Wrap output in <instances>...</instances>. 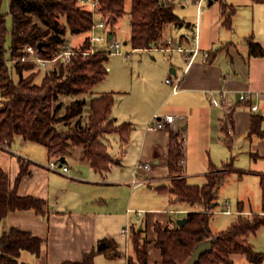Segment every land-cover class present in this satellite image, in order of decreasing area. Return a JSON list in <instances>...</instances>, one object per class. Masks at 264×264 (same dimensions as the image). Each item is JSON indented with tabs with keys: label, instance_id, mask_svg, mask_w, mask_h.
<instances>
[{
	"label": "crops",
	"instance_id": "1",
	"mask_svg": "<svg viewBox=\"0 0 264 264\" xmlns=\"http://www.w3.org/2000/svg\"><path fill=\"white\" fill-rule=\"evenodd\" d=\"M214 2L215 0H208V6H213ZM218 2V15L216 12L207 10V12L204 11L203 17L201 12L204 2L200 7L196 2L194 22H188L178 15L173 2L174 13L183 25L178 27L172 23L166 24L161 33L160 45L137 50L154 52L151 56L154 62L160 59V64L157 66L154 64V72L140 65L136 67L138 74L134 77L131 72L113 73L111 67H106L105 78L97 83L90 93L60 98L62 103L75 99L85 100L86 104L80 118L81 125H85L88 121L91 99L103 94L113 95L114 103L110 119L114 125L129 124L130 132L129 140L125 144L121 142L117 133L107 134L102 138L112 159L107 172L94 171L78 147H72L63 157L65 160L63 164L69 167L68 174L50 170L48 164L53 158L47 156L46 147L25 140L20 135L15 136L8 150L0 148V169L8 173L10 186H13L23 163L27 173L18 183L17 194L21 197L31 196L46 203L44 214H37L33 210L14 211L0 223V234L9 228H16L42 240L38 256L22 251L19 260L26 252L31 256L30 261L25 262L29 264L76 262L84 253L93 250L100 240L105 239L115 244L114 237L121 235L125 222V215L120 211L121 181L116 179L115 173H119V167L123 168L126 164H131L132 169L138 163L150 164L151 171L154 166H160L161 163L166 166L171 132L178 134V140L183 146V159L180 162L181 176L185 178L188 185H193L188 182V179L195 177H201L205 183L206 175L213 169L222 171L223 178L229 175H237L241 178L250 175L257 177L260 181V175H264V136L250 135L249 129L252 117L260 116L262 119L259 127L264 132V56L250 55L247 39L252 38L264 51V3L253 0H218ZM222 5L226 6L227 12L233 11L229 28L224 25ZM245 5L250 6L251 13L244 12ZM245 21L251 23L246 28L240 29L237 23ZM196 24L198 26L197 42L193 40ZM117 33V29L115 31L111 29L113 38L117 39ZM129 39L130 28L127 44H130ZM168 41L171 43L168 44ZM163 46L197 47L200 54L188 63L182 52L158 49ZM205 52L209 54L206 59L202 56ZM156 53L173 55L171 58L177 59L179 65L181 62L182 67L166 59L163 54L158 56ZM7 55L9 56V52ZM110 73H113L110 84H102ZM168 73L172 76H168ZM167 79L173 83L180 81L177 94L172 93L171 86L166 83ZM162 83L163 86H161ZM220 91L228 94L230 115L225 114L222 108L210 101L209 92ZM132 92L137 96V101L134 106L129 107L130 112L119 109L115 96L133 94ZM243 93L251 95V102L239 101L238 98ZM168 102H171V109H166ZM252 104L257 106L256 111L250 109ZM155 114L162 116L172 114L176 116V119L173 125H168L164 130L154 131L159 134L148 139L149 131L145 128ZM74 122L73 119L66 125L60 123L57 128L67 130L73 126ZM110 136H115V142L120 143V150L115 155L109 150L107 138ZM141 137L139 154L146 161L142 162L141 158L130 163L131 158L127 157L128 150L131 151L135 141ZM123 147L126 149L122 150ZM163 180L150 177L146 182L149 184L151 181ZM166 180L170 181V176ZM201 185L194 184V186ZM218 190L219 188L215 194L209 224L213 234L227 229L239 216L252 218L255 214H262V191L259 197L260 202L256 203V209L253 211L250 202L246 206L243 200H237L234 210L232 207L229 208L227 201L220 205L223 208L216 210L219 206ZM194 208L196 207L188 204V207L178 210L182 214L180 218ZM226 209L233 211L224 213ZM216 213L232 216L225 229L219 231L212 229L211 218ZM137 218H140V213H137ZM170 223L173 227L176 226L175 220H171ZM260 228H263L262 234H264V226L257 230ZM256 231L250 233L246 241L253 251L262 254L261 262L250 263L244 255L235 254L232 256L231 264H234L236 258L245 259L246 262L242 261L241 264H264V253L256 251L250 239ZM154 263L161 264V255L159 261L155 260Z\"/></svg>",
	"mask_w": 264,
	"mask_h": 264
},
{
	"label": "trees",
	"instance_id": "2",
	"mask_svg": "<svg viewBox=\"0 0 264 264\" xmlns=\"http://www.w3.org/2000/svg\"><path fill=\"white\" fill-rule=\"evenodd\" d=\"M0 0V148L8 150L15 136L44 145L47 156L56 160L72 147H78L90 167L99 173L109 170L112 159L102 138L117 133L122 143L129 140L130 125H114L110 119L114 97L103 94L90 101L88 121L81 125V115L86 104L84 99H75L65 108V113L58 117L62 107L61 97L80 96L91 92L102 81L107 69L108 56L94 54L71 57L67 66L48 72L40 84H35V74L24 77V71L34 66L26 62H9L22 55L26 46L36 48L39 55L49 57L60 50L65 36L70 34H87L92 18L90 11L82 8L79 0H9L11 17L10 46L6 49L9 34L6 17L1 11ZM99 12L109 17L110 24L125 14V0H97ZM264 3V0H253ZM222 5L224 25L230 27L233 11H226ZM130 39L133 50H145L160 45L164 26L183 23L174 13L172 0H131L129 11ZM35 19V20H34ZM63 20V22H62ZM41 26L45 27L42 30ZM88 37L78 47L79 51L87 48ZM44 43L38 51L37 44ZM249 53L252 56H264L261 46L252 38L247 39ZM76 49V48H74ZM16 76V80L13 77ZM74 119L72 129L59 130L60 123L68 124ZM260 116H253L249 134L264 136L260 130ZM178 134L171 132L166 155L169 184L157 187L160 192H167L174 201H182L196 206L197 209L185 213L183 226L173 228L155 224L156 238L154 246L160 251L161 264H183L189 258L197 244L214 240L210 251L204 253L196 264H231L232 256L244 255L248 262L259 263L263 256L253 251L246 241L250 233L264 226V175H260L262 191V214L252 218L239 216L227 229L213 234L210 230L212 204L224 173L213 169L206 175V182L201 186L188 185L181 176L180 162L183 159V146ZM27 173L22 163L20 171L10 186L8 173L0 169V223L14 211L33 210L44 214L46 203L31 196L21 197L17 186L22 176ZM136 233L132 239L134 258L127 257L126 264H148V241ZM42 240L16 228H9L0 234V264H29L19 260L21 252L26 251L35 256L40 252ZM111 259L116 256L115 245L108 240H100L96 247L82 255L76 262L62 264H94L96 255ZM155 264V263H154Z\"/></svg>",
	"mask_w": 264,
	"mask_h": 264
},
{
	"label": "rangeland",
	"instance_id": "3",
	"mask_svg": "<svg viewBox=\"0 0 264 264\" xmlns=\"http://www.w3.org/2000/svg\"><path fill=\"white\" fill-rule=\"evenodd\" d=\"M88 1L94 2L97 0H88ZM172 1L175 2V11L176 13H178V15L184 17L185 20L188 22H191V21L194 22L197 1L196 2H194V0H182V1L172 0ZM130 8H131V0H125V14L121 18H118L117 21L113 25L110 24L109 17L104 16L110 29H112L113 31H115L116 29L118 30V33L116 34L117 40L120 41L122 44L125 43V45L124 44L122 45V51L130 53L129 57H123L120 55H109L105 63V66L108 68L111 67L113 73L114 72L122 73L126 71L127 73L131 72L133 76L136 77L138 74L137 73L138 70L136 69V67H139L140 65H144L145 67H148L152 72H154V64L155 66H157L161 62H160V59L156 61L157 63L151 60V56L154 55V52L152 51L144 52V51L133 50L130 44L126 43L127 37H129ZM207 10L216 12V14L218 15V10H219L218 0H215L213 6L211 7L208 6V0L204 2L203 9L201 12L202 17H203V14L205 13L204 11L207 12ZM243 10L244 12L248 11V13H251L250 6L245 5L243 7ZM1 11L6 17V25L9 31V34L6 40V49H9L10 31H11V17L8 13L9 12V0L2 1ZM250 23H251L250 21H247V22L245 21V22L237 23V24L239 25L238 27L240 29H243V28H246L248 24ZM41 28L42 30H45V27L41 26ZM86 37H87V34L67 33L65 36V42L63 44H67L70 47H74L78 49V47L82 44V42L85 40ZM123 37L125 38L123 39ZM156 54L158 56H162L163 54L166 59H170L175 63V65H179L177 59L173 60L171 58L173 55L170 56L169 54H164V53L162 54L156 53ZM179 59H181L180 56H179ZM179 67H182L181 62H180ZM47 73L48 72L46 70L40 69L34 66L30 70L24 71L23 75L24 77H26V76H29L30 74H35L33 82L35 84H40L42 79ZM113 73H110L109 77H107L106 80L102 84H110V81H112L111 76ZM118 75L122 76L121 74H118ZM168 76H172V75L168 73ZM13 79L16 80V76H14ZM158 83H159V80L157 81V84ZM158 86L163 89V87H161L163 86V83L161 86L160 85ZM120 91H123V90H120ZM136 99H137V96H135L134 93L133 94L128 93V95L117 94L115 96L117 107L127 112H130L129 107L134 106V104H136L135 103L137 101ZM69 103L70 101H68V103H62V107L57 113L58 117L62 116L65 113V108L67 107ZM170 107H171V102H168L166 105V109H171ZM164 111L166 112V110ZM68 123H71V121H68ZM72 128L73 126L70 127L69 129H72ZM157 134L159 133L149 132L147 138L153 137L154 135H157ZM107 139L110 145L109 150L113 155H115L120 150L119 149L120 143L115 142L116 140L115 136H110ZM141 140H142V137L138 139L137 141H135V144L131 148L132 152L128 150L127 157L131 158L130 163H134L135 161H138V159L142 158L139 154V151L141 148ZM123 149H126V148L123 147L122 150ZM145 161L146 160L143 157L142 162H145ZM119 169H120V172L115 173V177L116 179L121 181L120 211L121 213L125 215V222L122 228H128L129 232L125 236L119 235L117 237H114L116 241L114 244L115 254H116L115 257L109 259L105 257L104 255L99 254L96 256L94 262L95 264H126L127 257L131 256L132 258H134V253L132 249L133 236L136 233L141 232L139 237L149 242L147 246L148 262H149L148 264H154L155 260L159 261L160 259L159 251L154 246V241L156 237L155 231H154L155 224L159 223L162 226H167L171 228L173 227V224L170 223V221L175 220L176 222L175 225H177V220L180 219V217H182V214L179 213L181 211H178V210L188 207V204L182 201H174L173 197L170 196L167 192H160L157 190V187L159 185L164 184L166 182H167L166 184H169L170 182L167 180L165 181V179L168 177V169L164 163H161L160 166H154L153 171H151L150 173H146L145 171H142V170L137 171L134 176L136 180L134 184H131V180L133 179L132 172L134 171V168L132 169L131 164H126V166L124 165L123 168L119 167ZM150 177L157 178L160 180L164 179V180L163 181H151L148 184L146 180L149 179ZM188 182L191 184L193 183V185L194 184L201 185L202 183H204V180L201 177H195V178L188 179ZM218 188L219 190H218V198H217L218 200L217 201L219 203V206L217 207L216 210H220L219 208L221 207L223 208V206H220V205H223L225 201H227L229 208L232 207V209L234 210L236 208L237 200H243L246 206H248L249 205L248 202H250L252 210L255 211L256 203L260 202L259 197L261 193V186H260V181L258 180L257 177L246 175L243 178H241V177H237V175L235 176L229 175L223 178ZM128 209H130L132 212L128 213L127 211ZM194 209H197V207ZM229 210L231 212L233 211L231 209ZM138 212H140L139 219L137 218ZM249 217H251V215ZM231 218L232 216L225 215L222 213L220 214L216 213L211 218L212 229L214 231L225 229L227 225L229 224V220ZM122 223H123V220H122ZM262 230L263 228H260L259 230H257L256 233L252 235L250 239H251V243L253 244V248L256 251L264 253V234H262ZM117 252L119 253V255H117ZM30 259H31L30 254L25 252L23 257L20 259V261L27 262V261H30ZM242 261L246 262L244 258H236L234 261V264H241Z\"/></svg>",
	"mask_w": 264,
	"mask_h": 264
},
{
	"label": "built area",
	"instance_id": "4",
	"mask_svg": "<svg viewBox=\"0 0 264 264\" xmlns=\"http://www.w3.org/2000/svg\"><path fill=\"white\" fill-rule=\"evenodd\" d=\"M207 0H197V6L200 7L203 2ZM78 4L90 11L91 18H92V25L87 32V48L83 51H79L78 49H74L73 47L68 46L67 44L61 45V48L58 52L52 54L49 57H42L38 54L37 50L33 46H26L22 50V55L15 59H10V57H7L6 59L9 62H26L29 64H32L33 66H36L40 69H44L47 72L53 71L55 69H58L60 66H67L68 63L71 60V57L76 54H81L82 56H89L94 54H105L107 56L109 55H120L123 57H129L130 53L123 52L122 51V43L118 41L117 39L113 38L111 35V29L108 26L106 19L104 16L99 12V3L98 1L89 2L88 0H79ZM198 39V26L197 24L194 26V37L193 40L197 42ZM168 44L171 43V41L167 42ZM162 51H177L182 52L184 54L185 59L188 63H191L195 57L200 54V51L197 47L194 48H182V47H169V46H163L161 48H158ZM203 58H208L209 54L207 52L202 53ZM166 83L171 86V91L173 94H177L180 87V81L173 83L170 79L166 80ZM209 98L210 101L215 104L216 106L223 109L225 114L230 115L231 113V107L228 101V94L225 91H220L218 93L209 92ZM240 102H251V95L248 93H243L239 96ZM250 109L252 111L257 110V106L255 104L250 105ZM176 119L175 115H158L155 114L152 117V120L146 125V131L154 132L159 130H164L167 128L168 125H173L174 121ZM48 168L53 171H60L63 174L69 173V167L67 165H60V162L56 159H53L49 162ZM142 170L146 172L151 171V165L150 164H141L138 163L134 167V171L132 172V184L135 183V174L137 171ZM128 213H131L132 211L130 209L127 210ZM140 212H138L139 214ZM224 213H230V210L226 209L224 210ZM129 232L128 228H124L121 231V235L125 236Z\"/></svg>",
	"mask_w": 264,
	"mask_h": 264
},
{
	"label": "water",
	"instance_id": "5",
	"mask_svg": "<svg viewBox=\"0 0 264 264\" xmlns=\"http://www.w3.org/2000/svg\"><path fill=\"white\" fill-rule=\"evenodd\" d=\"M209 4H210V2H209ZM43 45H44V43H42V42H39L37 44L36 47H37L38 51L41 50V47ZM59 162H60V165L65 163L64 158L63 157L60 158ZM213 206H214V204H212V207ZM185 222H186L185 218H180V219L177 220V225L178 226H183L185 224ZM213 241L214 240H207V241H204V242H201V243L197 244L196 247L194 248L193 252L190 254L189 258L183 264H196L199 261L200 257L204 253H206V252L211 250ZM117 255H119L118 252H117Z\"/></svg>",
	"mask_w": 264,
	"mask_h": 264
}]
</instances>
